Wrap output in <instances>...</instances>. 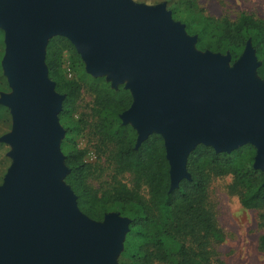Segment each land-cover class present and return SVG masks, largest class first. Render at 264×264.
<instances>
[{
    "label": "water",
    "instance_id": "obj_1",
    "mask_svg": "<svg viewBox=\"0 0 264 264\" xmlns=\"http://www.w3.org/2000/svg\"><path fill=\"white\" fill-rule=\"evenodd\" d=\"M0 29L13 90L1 100L13 116L2 138L13 161L0 186V264H117L129 231L118 214L101 222L84 214L63 181L65 96L46 65L53 37L70 40L91 76L114 87L127 81L133 102L123 122L136 129L137 146L163 137L171 189L190 179L188 158L199 145L219 153L252 145L264 172V81L250 43L231 66L229 57L198 52L166 4L133 0H0Z\"/></svg>",
    "mask_w": 264,
    "mask_h": 264
},
{
    "label": "trees",
    "instance_id": "obj_2",
    "mask_svg": "<svg viewBox=\"0 0 264 264\" xmlns=\"http://www.w3.org/2000/svg\"><path fill=\"white\" fill-rule=\"evenodd\" d=\"M222 32L217 37V48H201L223 51L224 42L230 48L234 60H238L247 41H254L257 58L262 61L258 74L264 79V21L251 16L240 20L222 22ZM4 31L0 29V36ZM67 50L82 70L78 80H67L62 73V54ZM47 67L50 78L56 83V91L65 96L59 119L66 130L63 142L65 163L70 173L65 178L77 196L81 211L95 221H103L107 212L127 207H137L141 215L131 225L130 238L120 259L121 264H221L215 248L224 241L223 231L217 226L214 214L208 207L207 196L211 177L232 175L238 186H246L248 192L241 198L247 209L264 210V173L249 166L237 167L234 156L253 158L256 149L246 145L239 150L219 153L209 146L199 145L189 156L187 170L191 179H183L178 187L171 189L170 165L166 158L164 139L152 134L136 148L137 131L131 125H123L120 115L133 102L131 92L120 86L113 90L105 78H96L85 72L84 63L75 46L65 37L50 40L47 48ZM83 89L94 95L93 115L95 131L113 144L115 170L119 175H134V187L120 182L113 190L99 192L88 180L92 166L85 161L86 151L78 149L74 137L84 128L73 122L75 105ZM144 187L143 193L141 192ZM156 225V226H155ZM176 244L172 252L169 243ZM264 247V236L261 239Z\"/></svg>",
    "mask_w": 264,
    "mask_h": 264
},
{
    "label": "rangeland",
    "instance_id": "obj_3",
    "mask_svg": "<svg viewBox=\"0 0 264 264\" xmlns=\"http://www.w3.org/2000/svg\"><path fill=\"white\" fill-rule=\"evenodd\" d=\"M133 1L151 6L166 4L167 10L171 12L173 20L184 25L186 33L190 37L196 38L195 48L198 52H212L229 57L231 66L238 61L234 60L232 53L230 52V48L232 47L223 42L221 44V46L224 48L223 51H215L210 48H201L199 46L200 37H202L204 46L217 48V37L222 32V22L224 20L235 22L240 20L243 16H251L254 19H260L264 21V0ZM247 43H250L251 47L255 50L254 41L251 38L247 41ZM246 46L242 51V55L246 49ZM5 53L6 44L5 36L3 34L0 36V186L3 185L5 176L13 161L9 156L13 149L12 146L2 141L4 136L12 133L13 131V116L11 109L1 102L3 96L11 95L13 93L3 68V59L5 57ZM257 61L260 63V68L262 61L259 59ZM61 62L62 73L67 80H78L82 77V70L78 66H75V60L72 58V55L69 51L65 50L63 52ZM84 68L85 72L88 74L85 63ZM257 77L264 81V79L258 74V71ZM98 78H105L106 82L110 84L113 90H118L120 86H123L126 89L127 81L118 84L117 87H114L112 80H109L107 76ZM94 98L95 97L92 93H90L87 89H83L76 102L74 109L75 112L72 118L74 123L80 122L84 128L83 133L79 137H74V140L78 149H83L86 151L85 161L92 166L91 176L88 180V184L93 189L97 190L99 195L113 190L114 187L112 186L119 187L121 184L120 182H123V184L127 183L128 186L133 188L134 175L130 172L122 175L116 173L114 160L116 148L108 141H106V144H103L104 140L102 139L101 133H99V131L97 133V131L94 129L96 125V119L93 115L92 109ZM122 114L120 115L122 124L132 126L130 123L124 124ZM60 125L64 130V136L61 140L60 146L62 154L64 158H66L63 151V142L67 135L61 121ZM138 136L139 135L137 133L136 148H139L144 142L143 141L140 146H137ZM240 148L233 150L228 154L232 155L233 152L239 150ZM256 155L257 151L255 152L253 158L244 157V155L234 156V163L237 167H242L245 165L255 169L254 165ZM65 166L68 168L66 163ZM260 171L263 172L262 170ZM69 173L70 170L63 179L66 184L67 182L65 181V178ZM143 191L144 187L142 188L141 192L143 193ZM247 192L248 188L246 186H238L235 183L232 175L217 176L214 174L211 177L207 196L208 207L212 210L215 222L217 226L223 231L225 237L224 241L216 244L215 246L217 252L219 253L218 257L222 261L221 264H264V247L261 244V239L264 236V210L247 209L243 206L241 198ZM141 212L142 211L137 207L130 206L123 211L113 209L105 214H118L121 218H126L130 221L129 231L125 234V237L122 241V247L116 256L117 264H121L120 259L123 253L126 251L127 245L135 241L131 240L130 238L131 225L133 224L135 218L141 215ZM169 248L172 252H174L176 250V244L170 242Z\"/></svg>",
    "mask_w": 264,
    "mask_h": 264
}]
</instances>
